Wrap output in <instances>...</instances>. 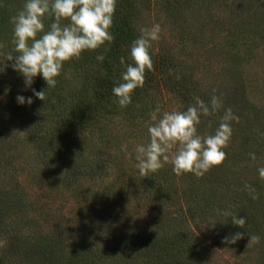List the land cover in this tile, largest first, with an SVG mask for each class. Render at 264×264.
Wrapping results in <instances>:
<instances>
[{
    "label": "trees",
    "instance_id": "obj_1",
    "mask_svg": "<svg viewBox=\"0 0 264 264\" xmlns=\"http://www.w3.org/2000/svg\"><path fill=\"white\" fill-rule=\"evenodd\" d=\"M241 1L162 0L165 6H182L173 35L177 45L157 49L153 43V69L146 70L132 103L121 107L112 93L124 71L120 58L130 62L129 45L140 34L152 0H117L113 41L66 61L44 101L32 92L46 87L42 77L25 88L7 59L14 53L10 17L23 0H0V264H204L212 245L232 249L256 232L247 217L241 228L217 214L226 209L245 217L243 206L262 203L264 195V179L244 185L259 199L249 195L244 202L237 191L256 165L246 166L250 152L241 150L244 141L235 144L236 136L224 148L225 159L203 176L176 175L169 163L142 176L134 158L135 145L147 142L152 109L186 110L197 97L209 103L217 95L223 102L218 111L201 114V135L213 133L231 108L244 140H264V105L244 100L237 50L246 38H264V0H244L251 17L239 15ZM222 7L235 12L222 18L217 13ZM53 20L44 18L46 29ZM197 44L204 57L201 69L190 62L189 49ZM18 94L32 96L33 102L18 104ZM236 102L241 106L234 107ZM66 205L72 211L64 216ZM209 222L217 224L206 227ZM203 227L212 241L203 236ZM237 232L243 235L235 243L225 240Z\"/></svg>",
    "mask_w": 264,
    "mask_h": 264
},
{
    "label": "clouds",
    "instance_id": "obj_2",
    "mask_svg": "<svg viewBox=\"0 0 264 264\" xmlns=\"http://www.w3.org/2000/svg\"><path fill=\"white\" fill-rule=\"evenodd\" d=\"M117 0H23V7L10 17L12 24V44L14 53L8 54L11 67L22 78L25 88H31L37 76L42 77L46 87L37 91L32 88L33 95L44 101L46 88L57 85L64 63L79 58L86 50H96L110 44L114 36L111 32ZM54 17L53 22L45 27L44 18ZM62 20L68 23L62 24ZM159 23L140 29V34L131 41L128 57L120 58L124 71L119 82L115 83L112 93L121 107L132 103V94L136 88L144 86L145 72L153 69L151 49L153 42L161 36ZM103 61L104 55H97ZM215 92V90H213ZM20 105L31 104L33 97L22 94L16 96ZM223 106L221 98L213 95L209 103L196 98V102L186 110L161 111L159 106L149 113L151 123L147 127V142L138 143L134 148L135 166L142 176H148L164 167L172 165L176 175L193 173L203 176L211 167L219 165L226 156L224 148L232 136L231 121L239 117L231 108H226L221 122L211 134L201 135L197 125L201 114L208 115ZM127 151V146H122ZM132 153H129L131 156ZM255 158V154H250ZM259 176L264 179V167L258 169ZM255 195V189L246 185ZM218 215L231 219L233 225L244 228L246 217H241L228 210H217ZM221 223V222H219ZM217 222H209L206 226L214 228ZM226 224V223H221ZM243 233L237 232L229 243H235ZM251 241L259 242V236H250Z\"/></svg>",
    "mask_w": 264,
    "mask_h": 264
},
{
    "label": "rangeland",
    "instance_id": "obj_3",
    "mask_svg": "<svg viewBox=\"0 0 264 264\" xmlns=\"http://www.w3.org/2000/svg\"><path fill=\"white\" fill-rule=\"evenodd\" d=\"M247 2L248 1L243 0L239 2L237 6L236 5L235 6L238 10L239 15L242 14L244 16L250 15L251 17V15H253V13H251L252 9L250 10L249 14H247V11L245 10L246 8H248ZM181 8H182L181 5H179L177 8H175L173 4L172 5L170 4L169 6H165L163 5L162 0H152V2L150 3L149 8L147 9V13L144 14V20L141 23V26L150 27L152 24L155 23H159L161 25L162 27V31L160 34L161 38L158 41L153 42L157 49L164 46H168V48L176 47L177 40H175V38L173 40L174 37L173 35L177 33L176 32L177 31L176 27L178 24L177 22H179L180 20L179 14H177L176 12H178V10L180 11ZM232 12L228 11V9L224 7L220 8L219 10L217 9V13L222 18L229 17ZM250 20L253 21V19ZM252 38L253 37H251L250 40L246 38L245 42L244 40H242L241 42L238 43V47H237V50L239 51L241 50L242 52V58L240 62V66L242 70L241 79L244 81V87H245L242 93L244 94V100L246 101V103L248 101L253 104L254 103L257 104L258 106H261L264 105V38H262L261 36H258L255 40H252ZM212 42L213 41H210L209 45H211ZM248 45H249L248 48L250 49L248 48L243 49ZM200 48L201 47L199 46V44H197L195 46H192V49H189V51L191 50L190 52L192 53L190 55L191 64H193L194 66H199V68L201 69L202 63L200 62L204 59V57H202L201 54L199 53ZM210 56L213 55L210 54ZM207 63L208 62H206L204 65H206ZM210 76L211 78L205 79V81H208L207 83H212V80L214 79L213 73ZM235 106H241V105L236 102L234 103V107ZM240 125H241L240 120H238V122H235L234 120L232 121V125H231V127H233L232 131L234 132L238 130L237 135H232V136H236L234 142L235 144H241L244 141L241 150H246L250 152L249 154L246 153V156L244 157L246 158V160L244 162L246 163L247 167L248 166L253 167L252 161H255V165H256L254 173L252 172L253 169H251V171L246 172L245 173L246 175H243L240 184L238 185V187H236L237 191L246 197L244 199V202H246V199L249 197V195L253 197V194L244 185L252 182H253L252 184H254L255 181L262 180V178L258 174V169L260 167H264V140L261 139L256 141L255 137H253L252 139H250L251 142L250 144L247 141V139L244 140L242 138L241 132L245 133V130L243 129V126L240 127ZM253 153L255 154L254 159L250 155ZM246 178L248 179V182L246 181ZM242 188L247 189V191H244L245 194L243 193ZM262 197H263L261 198L262 203H260L261 205L258 203L259 202L258 200L255 205L248 204L243 206V215L247 217L248 220H251L250 223L256 227V232L246 235V237H244V240L242 241L239 240V242L237 243L238 245L233 246L232 249L230 247L221 248L212 245V252L204 261V264H264V195H262ZM71 211H72V207L70 205H66L63 208L64 216L69 215ZM198 222L202 225H205V223H203L202 221H198ZM206 227L202 228L203 236L206 239L211 240L209 233H207ZM198 230L199 229L197 226V230L195 229V231ZM199 233H201V229L200 231H198V234ZM210 234L212 235L211 232ZM250 236H259L260 237L259 242L251 241ZM1 244H2V240L0 239V250H1Z\"/></svg>",
    "mask_w": 264,
    "mask_h": 264
}]
</instances>
